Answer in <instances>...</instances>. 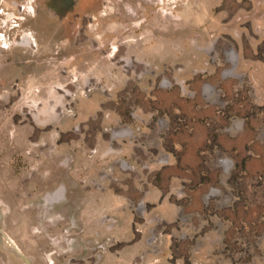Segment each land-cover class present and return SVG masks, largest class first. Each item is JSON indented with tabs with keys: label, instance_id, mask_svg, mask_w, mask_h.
Wrapping results in <instances>:
<instances>
[{
	"label": "rangeland",
	"instance_id": "374dc122",
	"mask_svg": "<svg viewBox=\"0 0 264 264\" xmlns=\"http://www.w3.org/2000/svg\"><path fill=\"white\" fill-rule=\"evenodd\" d=\"M0 264H264V0H0Z\"/></svg>",
	"mask_w": 264,
	"mask_h": 264
}]
</instances>
